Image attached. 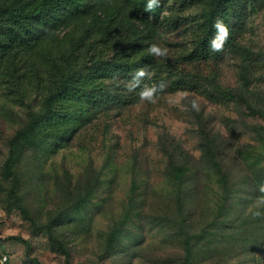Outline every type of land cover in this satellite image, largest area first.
<instances>
[{
  "label": "trees",
  "instance_id": "obj_1",
  "mask_svg": "<svg viewBox=\"0 0 264 264\" xmlns=\"http://www.w3.org/2000/svg\"><path fill=\"white\" fill-rule=\"evenodd\" d=\"M170 1L171 5L166 6ZM253 1L159 0V6L149 11L147 0H0V87H12L11 91L20 88L24 92L25 86H28L47 95L41 107L21 117L16 130L6 137L8 151L0 168V189L10 200L8 204L28 214L32 202L43 201L40 191L44 185V154L58 146L60 139L76 134L91 115L92 106L99 102L126 101L123 85L119 84L120 78L133 81L130 89L131 94H135L131 95L134 98H139L146 87L162 84L159 92L168 82L170 89H180L197 85L199 78L208 81L206 90L213 99L234 98L235 93L219 83L216 72L205 75L200 65L202 60L217 58L224 51L246 53L247 47H243L239 39V29L244 16L242 11L253 6ZM193 7L198 10V14L193 15L198 21L195 28L189 29L183 11ZM217 20L227 28L226 40H220L222 34L214 27ZM163 23L170 24L169 27L175 34L182 35L184 41L176 42L179 47L174 53L153 57L148 47L158 45L159 39L155 41V38H161ZM213 38L222 43L221 50H211ZM185 40L189 41L190 47L184 44ZM160 45L164 47L162 42ZM139 70L145 71L146 75L136 78ZM241 74L247 82L243 69ZM237 96L236 101H246L242 94ZM75 121L79 124L71 125ZM261 130L259 134L264 142V125ZM205 140L209 155L206 159L219 171L225 158L223 148L210 133H205ZM249 148L250 145L244 147L241 160H237L244 187H233L235 182L231 175L223 173V190L217 193L216 199L217 213L208 216L203 226H199L200 219L193 206H188L195 203H186L190 192H200L199 180L192 187L190 183L183 187V181L193 173L195 160L192 162L182 151L175 152L180 155L173 158L170 168V180L175 185L171 188L172 194H161L160 202H155L152 211L148 212L144 205L141 208V212L152 221L175 212L170 216L173 220L170 226L174 228L173 236L177 240L174 249L182 248L185 258L178 263L167 259L159 264H195L194 256L198 257L200 252L196 251V247L201 240H205L210 252H218L220 256L230 254L232 249L238 254L264 247V215H254L258 209L264 212V146L258 155L249 154ZM203 157L202 162L205 161V154ZM89 172L92 175L93 172ZM91 175L78 189L73 185L69 171L64 170L57 178L63 187L52 198L56 207L50 209L48 206L47 232L58 243L59 250L67 255L70 252L55 229L64 233L59 221L94 196ZM138 194L139 186L133 179L130 208L116 215L114 223L105 233L104 249L107 253L113 251L120 241L136 201L134 197ZM28 198L31 200L28 201ZM250 199L253 207L248 210L246 202ZM74 221L77 222L73 223L75 226H82L83 221ZM26 244L29 249V243ZM126 251L128 254L124 261H132L139 247L126 248ZM141 256L144 264L152 260L150 254L141 253ZM124 261L120 260L119 264H129Z\"/></svg>",
  "mask_w": 264,
  "mask_h": 264
},
{
  "label": "rangeland",
  "instance_id": "obj_2",
  "mask_svg": "<svg viewBox=\"0 0 264 264\" xmlns=\"http://www.w3.org/2000/svg\"><path fill=\"white\" fill-rule=\"evenodd\" d=\"M253 3L242 11L244 16L239 29V39L243 47H247L246 53L224 51L217 58L202 60L200 65L205 75L216 72L219 83L234 92V98L213 99L206 90L208 81L204 78H199L197 85L180 89H170L166 82L162 91L153 93L151 100L141 96L134 98L131 95L135 94H131L130 89L133 81L120 78L119 84L123 85L126 101L99 102L92 106L91 115L79 131L60 139L58 146L44 154V185L40 191L42 202H32L30 212L25 214L20 208L8 204L10 200L0 189V255L7 264H119L128 254L126 248L133 246L139 247V251L132 261H124L129 264H144L141 253L151 255L152 260L146 264H159L167 259L178 263L185 258L182 248L174 249L177 240L173 236L174 228L170 226L173 221L170 216L175 212L152 221L141 212V208L144 205L148 212L152 211L155 202H160L161 194H172L171 188L175 185L170 180V168L173 158L180 155L175 152L182 151L192 162L195 160L193 173L183 181V187L186 183L192 187L199 180L200 192H190L186 197L187 204L195 203L188 206H193L200 219L199 226L204 225L208 216L217 213L216 199L217 193L223 190V173L231 175L235 182L233 187H244L237 161L241 160V150L250 145L247 152L258 155L264 146L259 134L264 125V0ZM183 13L188 19V28H195L198 19L193 15H197L198 10L193 7L184 9ZM169 26L168 23L162 24L161 38H155V41L159 39L160 47L162 42V48L174 53L179 47L176 42L184 41V37L175 34ZM184 44L190 47L189 41ZM242 69L247 82L242 77ZM11 89L0 87V168L8 151L6 137L16 130L20 118H24L30 110H38L47 96L44 91L41 93L39 89L28 86H25L24 92L20 88ZM237 93L242 94L246 101H236ZM194 101L198 106L195 109L192 107ZM73 124L77 126L79 122ZM204 132L216 138L225 153L219 171L206 159L209 155ZM204 154L205 161L202 162ZM64 170L69 171L71 181L78 189L85 184L87 176L91 175L89 171H92L90 181L94 186V196L59 221L64 233L55 229L70 255L59 250L58 243L46 229L49 207H56L52 198L63 187L57 178ZM133 179L139 186V194L134 197L136 201L120 241L113 251L107 253L104 249L105 233L114 223L116 215L130 208ZM246 206L248 210L252 209L251 199ZM74 219L83 221L82 226H75L73 223L77 222ZM24 241L29 243V249ZM207 245L205 240L198 243L196 251L200 252L198 257L194 256L193 263L264 264V247L238 254L232 249L228 255L221 254L224 261L218 252H210Z\"/></svg>",
  "mask_w": 264,
  "mask_h": 264
},
{
  "label": "clouds",
  "instance_id": "obj_3",
  "mask_svg": "<svg viewBox=\"0 0 264 264\" xmlns=\"http://www.w3.org/2000/svg\"><path fill=\"white\" fill-rule=\"evenodd\" d=\"M159 6V0H147V4H146V8L147 10L151 11L152 9L156 8ZM214 27H216L219 31V33H221L222 35L220 36V40H226L227 38V28L225 26H223L222 22L217 20ZM210 48L212 51H219L222 48V43H217L216 42V38H213V40L210 42ZM148 52L150 55H152L153 57H165L167 55V50L165 48L160 47L157 44H151L148 47ZM146 75L145 71L143 70H139L136 72L135 76L136 78H142ZM163 85H159V86H152V87H146L141 93V98L142 99H148L151 100L153 97V93L157 92L159 90V88H162ZM192 107L195 109L197 108V104L195 103V101L193 102ZM254 215L256 216H260V215H264V212H262L261 210H257Z\"/></svg>",
  "mask_w": 264,
  "mask_h": 264
},
{
  "label": "built area",
  "instance_id": "obj_4",
  "mask_svg": "<svg viewBox=\"0 0 264 264\" xmlns=\"http://www.w3.org/2000/svg\"><path fill=\"white\" fill-rule=\"evenodd\" d=\"M0 264H7L6 260L0 255Z\"/></svg>",
  "mask_w": 264,
  "mask_h": 264
}]
</instances>
